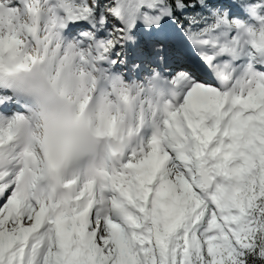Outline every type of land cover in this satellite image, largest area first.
<instances>
[{
	"label": "snow or ice",
	"instance_id": "obj_1",
	"mask_svg": "<svg viewBox=\"0 0 264 264\" xmlns=\"http://www.w3.org/2000/svg\"><path fill=\"white\" fill-rule=\"evenodd\" d=\"M0 264H264V0H0Z\"/></svg>",
	"mask_w": 264,
	"mask_h": 264
}]
</instances>
